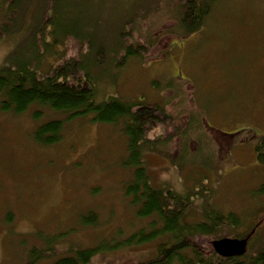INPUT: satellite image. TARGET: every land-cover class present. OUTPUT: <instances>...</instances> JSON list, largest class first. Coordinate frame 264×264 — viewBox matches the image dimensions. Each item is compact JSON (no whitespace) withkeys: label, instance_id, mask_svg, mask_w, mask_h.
Masks as SVG:
<instances>
[{"label":"rangeland","instance_id":"374dc122","mask_svg":"<svg viewBox=\"0 0 264 264\" xmlns=\"http://www.w3.org/2000/svg\"><path fill=\"white\" fill-rule=\"evenodd\" d=\"M176 1L125 0L119 8L118 0H45L42 9L43 0H33L20 29L0 36V68L29 60L45 71L49 64L76 61L83 49L88 52L84 41L91 33L110 48L132 7L157 5L159 20L142 25V37L132 35L146 44L157 39L146 57L113 68L119 56L107 53L88 65L95 100L117 96L161 108L165 119L145 134L141 157L154 187L191 199L189 222L204 220L203 212L213 207L249 224L262 207L258 238L241 258L248 264L264 247V193L257 190L264 163L249 138L264 134V0H215L202 28L184 38L164 33L175 25L164 17L165 3ZM46 47L52 49L42 54ZM35 110L42 114L34 119ZM64 117L41 105L18 115L0 109V264H25L28 248H43L45 236L61 234L53 252L36 264L95 246L100 248L86 264L150 260L166 237L126 244L156 217H139V206L125 193L132 169L125 168L129 153L121 125L87 114L66 122L58 142L34 141L36 126ZM90 211L97 223L83 225L81 216ZM250 230L225 227L215 240L237 233L246 238ZM209 239L196 243L204 250Z\"/></svg>","mask_w":264,"mask_h":264},{"label":"trees","instance_id":"16d2710c","mask_svg":"<svg viewBox=\"0 0 264 264\" xmlns=\"http://www.w3.org/2000/svg\"><path fill=\"white\" fill-rule=\"evenodd\" d=\"M31 1L33 0H0V36L20 29L22 18ZM44 1L42 9L45 8ZM124 1L118 0L119 8H122ZM214 2L215 0H179L175 4L165 3L166 9L169 8L167 10L169 14L165 10V19L175 20L174 27L168 28L164 32L165 35L173 34L184 38L199 31L212 10ZM157 8V5H148L139 10L132 7L131 15L121 20L122 24L116 32V42L111 44L110 48H107V43L96 42L94 33L87 34L89 37L87 40L85 38L84 42L87 41L86 48L89 47V50L86 53L83 49V54H79L76 61L69 60L56 67L54 64H49V68L45 71L39 70L37 60L34 66L29 60H22L19 66L8 64L0 68V109L18 115L33 105H41L64 115L63 119L52 118L36 126L32 135L33 139L43 146L52 145L63 137L66 122L87 114L92 121L121 125L127 136L129 153L128 160H125L127 166L125 168L132 169V178L126 185L125 193L127 196H132L133 203L139 206V217L152 215L156 217V220L150 223L148 230L141 229L133 233L126 244L146 243L159 236L167 237L168 240L167 243L158 245L153 258L137 264H246L241 258L247 255L249 245L251 246L258 238L257 234L262 226L258 213L263 212L262 207L261 211L256 213L257 217L249 224L244 223L243 219L234 213H223L213 207L203 212L204 220L189 222L186 219V213L191 199L187 195L179 196L170 190L154 187L150 182L143 156L141 157L143 149L141 145L146 142L145 134L165 119L161 108L145 101L128 102L117 96H109L102 101L95 100L96 85L88 65L96 66L103 61L107 53L119 56L112 63L113 68H121L127 59L146 57L149 47H152L157 39L146 44L140 39L133 38L132 35L138 33L139 38L142 37L144 28L141 26L146 25L150 19L152 23L159 20L155 18L160 15L157 13ZM39 26L41 28L42 24ZM74 34L73 40L79 44L77 32ZM51 47L43 48L42 54L50 52ZM89 55L93 56L92 61L87 57ZM63 59L64 56L61 57V60ZM85 61L89 63L85 64ZM40 113L35 110L33 118H37ZM249 138L254 141L257 160L264 163V134L254 133ZM257 190L259 193H264V182ZM157 220L161 223L160 226L156 223ZM81 223L95 225L96 213L87 212L81 216ZM243 224L251 229L245 235L247 238L245 254L240 257L218 255L213 247L216 233L225 227H238ZM62 235L45 236L46 238L42 241L43 248L39 246L38 248L36 245L28 248L24 263L36 264L39 261H45L54 250L52 247L54 241ZM243 236L242 233H237L234 238ZM200 238H210L209 244H205L208 248L204 250L199 248L196 241ZM250 240L254 242L251 243ZM99 248L97 246L79 248L70 255L56 258L50 264H86ZM248 264H264V247L255 257H252Z\"/></svg>","mask_w":264,"mask_h":264},{"label":"water","instance_id":"95a60500","mask_svg":"<svg viewBox=\"0 0 264 264\" xmlns=\"http://www.w3.org/2000/svg\"><path fill=\"white\" fill-rule=\"evenodd\" d=\"M247 239L221 238L213 242L218 255L222 257H239L246 252Z\"/></svg>","mask_w":264,"mask_h":264},{"label":"flooded vegetation","instance_id":"af4514ba","mask_svg":"<svg viewBox=\"0 0 264 264\" xmlns=\"http://www.w3.org/2000/svg\"><path fill=\"white\" fill-rule=\"evenodd\" d=\"M166 238H167V237H166ZM166 238H164V240H165ZM164 240H163V241H164ZM163 241H162L161 243H167L166 241H164V242H163Z\"/></svg>","mask_w":264,"mask_h":264}]
</instances>
